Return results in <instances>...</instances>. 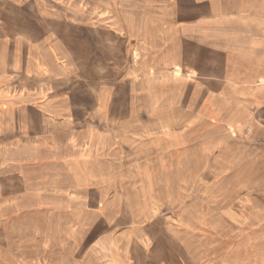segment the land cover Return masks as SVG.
Masks as SVG:
<instances>
[{"label":"crops","instance_id":"1","mask_svg":"<svg viewBox=\"0 0 264 264\" xmlns=\"http://www.w3.org/2000/svg\"><path fill=\"white\" fill-rule=\"evenodd\" d=\"M74 45L91 48L93 70L126 81L124 124L118 129L102 116L116 110L111 85L84 84L80 102L57 93L45 104L62 116L58 124L66 123L67 112L97 117L86 119L78 139L83 177L109 173L107 161L118 140L122 144L116 135L123 131L130 152L186 145L194 158L218 129L236 134L264 128V0H0V134L11 124L3 106L16 76L35 95H48L54 49ZM102 56L107 67H100ZM241 185L255 188L261 180L247 178ZM237 236L230 248L220 244L224 264H264V232ZM149 240L142 235L132 238L131 247L91 254L104 256L101 264H197L179 250L166 258Z\"/></svg>","mask_w":264,"mask_h":264},{"label":"rangeland","instance_id":"2","mask_svg":"<svg viewBox=\"0 0 264 264\" xmlns=\"http://www.w3.org/2000/svg\"><path fill=\"white\" fill-rule=\"evenodd\" d=\"M52 60L48 95H35L20 76L6 89L10 100L3 107L11 124L0 134V264H84V257L101 264L104 256L91 249L128 248L142 235L166 258L179 250L197 264H224L221 243L230 248L237 235L264 232V128L236 134L218 129L194 158L186 145L130 152L123 131L116 135L122 144L118 140L107 161L109 173L83 177L77 170L85 158L78 139L86 119L97 117L67 112L66 123L58 124L62 116L45 104L57 93L80 102L84 84L111 85L116 110L102 116L118 129L124 124L126 81L93 70L85 45L56 48ZM101 60V68L109 65ZM91 135L89 130L86 138ZM247 178L261 185L244 189ZM209 249L215 254L208 255Z\"/></svg>","mask_w":264,"mask_h":264}]
</instances>
